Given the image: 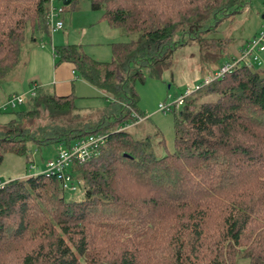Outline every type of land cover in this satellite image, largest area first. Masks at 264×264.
<instances>
[{
  "label": "trees",
  "instance_id": "trees-1",
  "mask_svg": "<svg viewBox=\"0 0 264 264\" xmlns=\"http://www.w3.org/2000/svg\"><path fill=\"white\" fill-rule=\"evenodd\" d=\"M89 2L94 10L104 11L112 29L123 28L136 37L113 43L110 61L100 62L71 44L53 47L54 61L72 63L77 76L111 99L112 112L101 110L87 127L45 125L31 133L11 119L0 137V162L5 152L26 155L30 162L29 141L34 147L52 142L66 146L96 132L106 134L107 141L95 158L69 169L73 179L81 174L87 181L81 201H65L55 174L42 172L0 185V264H141L139 256L143 264H232L240 245L246 246L244 240L253 234L255 242L246 246L245 260L264 264V133L254 131L264 128V120L257 117H264V76L252 70V57L238 59L249 39L226 60H237L230 72L195 90L174 112V152L157 157L150 135L136 138L128 131L142 122L119 130L134 115H143L135 91L136 81H143L142 69L157 75L170 65L177 48L191 40L199 47L203 34L210 32L207 23L215 21L210 26L215 29L243 12L245 1ZM48 8L49 0H0V82L25 63L23 44L30 48L48 35ZM212 40L216 46L223 42ZM31 84L37 87L24 118L37 116L40 105L55 118L82 112L74 106L75 95H56L36 80ZM204 90L219 96L197 102ZM225 153L235 157L229 173L219 161ZM128 183L146 188L148 195L132 196ZM212 201L220 205L219 234L206 232L204 210ZM130 213H137L142 223L125 222ZM13 215L12 221L2 222ZM157 228L162 235L152 236L150 231ZM118 239H129L136 247L104 246Z\"/></svg>",
  "mask_w": 264,
  "mask_h": 264
},
{
  "label": "rangeland",
  "instance_id": "rangeland-1",
  "mask_svg": "<svg viewBox=\"0 0 264 264\" xmlns=\"http://www.w3.org/2000/svg\"><path fill=\"white\" fill-rule=\"evenodd\" d=\"M65 1H70V3L65 4ZM244 1L246 3L245 11L232 18L221 21L215 29L210 27L211 24H217L215 21L213 22L211 20L207 23L211 29L207 34H203L204 38H201L199 41V47H197L195 42H191V40L186 46L177 48V51L173 53L170 59V65L156 72L157 75H152L149 73L148 69H142L143 81H136L135 91L139 95L137 107H139V109H141L140 105L144 107V109L141 110H144L148 119L144 120V122L138 124L136 127L129 128L128 131L136 138L150 135L152 141L151 149H153L157 157H162L175 151L174 112H178L181 108L180 106L176 111L175 107L172 105L171 109L161 111L160 105L164 103L172 104L178 95L184 93L187 89L193 91L207 76L211 75L210 72L213 71L214 73L219 71L220 67L226 63L228 57L233 58L234 55H237V51L244 42L260 34L262 30H264V0ZM51 4L54 8L64 9L62 14H59L55 19V21H61L64 26L62 30H51V32L49 28L48 35L37 38V40L32 43V45H34L30 48H28L29 45L26 43L23 44L21 48V57L22 60L25 58V63L21 62L16 65L7 77L0 82V106H3L4 103L7 102L8 95L11 93L26 97V101L22 103V105H18L13 109L8 108L0 113V137H2L7 130L8 123L11 119L16 120L13 122V125L21 126L31 133L37 130L38 127H44L45 125H47V128L50 125V129L56 124L67 126L74 125L75 127L85 125L87 127L89 126L88 122H94L99 119L102 115L101 112H112L110 111L112 109L110 108L112 106L111 99L108 97L106 98L99 89L94 86L92 87L78 76L75 82L76 90L73 93L75 95L74 106L77 109L80 108L82 112L78 113L76 111L64 117L56 116L55 118L50 117L49 111L46 110L43 105H40L37 107L40 112L37 116L32 117L33 119L29 117L24 118L22 116L23 112L29 110L31 106L29 103L31 99L29 93L33 88L36 89L37 87H34L31 82L36 80V82H39L43 87H52V85H48L50 83L47 82L52 78V66L56 65L53 47L67 44L80 45L83 52L88 54L91 58L100 62H106L110 61L113 56V43L129 42L136 37L135 33L131 34L123 28L112 29L106 18L104 19V11H97L91 8L89 0H51ZM219 38H222L223 42L220 46H216L218 43L213 42L212 39L218 40ZM224 40L227 41V44H224ZM213 45L216 47H213ZM256 57V62H252V70L263 77L264 50L263 52H258ZM212 85L215 87V83ZM222 85H226V83L223 82ZM206 93V90L198 93L196 101L207 99L216 100L219 96V92H215V90ZM192 94L193 93L186 97ZM248 113H250V111H248ZM257 117L260 120H264V117L261 115ZM253 122L256 121L254 120ZM261 130H264V128H258V130L255 129L254 131H258V133L261 134L262 132L264 133V131ZM155 133H159V136L155 135ZM241 137L244 140H250V136L241 135ZM254 142H256V140ZM57 144V142H52L47 145L40 144L34 147L33 142L29 141L28 146L30 147V151L28 154L30 156V162L26 160V155L21 156L13 152L3 153V160L0 162V185L8 183V181L12 179L24 178L45 172L47 168L46 163L54 157ZM234 158V156H230L227 153H225L223 157H219V161L221 160L224 163L221 170L224 169L226 173L231 172L232 168L236 166V163L234 164L233 161ZM217 172L221 174L223 171L217 170ZM82 176L83 175L80 174L77 179H75L80 186L78 190L64 191L62 189L65 201H81L83 199L85 195L83 192L87 181L85 178L83 179ZM147 182H150V180H147ZM128 189L129 192L132 193V196L136 195L138 192V196L148 195L145 192L146 188L142 186L137 187L128 183ZM150 196H152V193H150ZM162 204L164 205V202ZM149 213L144 216L146 220H148ZM219 213L220 205L214 201L211 202L209 209L204 210V214H207L205 218L206 232L219 234V231L222 229V218H220ZM136 215L137 213H130L129 218L126 219L125 222L142 223V221H137L140 216ZM14 218V215L11 218H3L2 222L12 221ZM148 223L149 221L143 222L146 226H148ZM219 226H221V228H218ZM133 231L135 232L137 230ZM150 232L152 236L162 235L160 228ZM244 241L247 247H251L255 242V235L253 234ZM154 244L155 242H151L152 246ZM112 245L115 249H118L120 246L131 249L136 247L131 241L129 242V239L112 240L104 246L107 247ZM240 246L232 264H248V261L245 260V251L247 247L244 245ZM260 256L264 257V254ZM139 258L140 263L143 264L141 256H139ZM226 264H229L228 261Z\"/></svg>",
  "mask_w": 264,
  "mask_h": 264
},
{
  "label": "built area",
  "instance_id": "built-area-1",
  "mask_svg": "<svg viewBox=\"0 0 264 264\" xmlns=\"http://www.w3.org/2000/svg\"><path fill=\"white\" fill-rule=\"evenodd\" d=\"M48 10L49 12L47 21L50 25V32L51 30H62L64 24L59 20L55 21V19L57 16H59V14H62L64 9L54 8L51 4V0H49ZM246 46L247 47L242 50L241 55L238 57V59H243V61H245L249 59V57H252V60L256 61L257 53L263 52L264 50V30H262V32L256 35L255 37L249 39ZM236 62L237 60L234 59L231 62L225 63L223 66L220 67L219 71L214 72L212 76H207L206 79H204L201 84L197 85L193 91L199 89L202 86L207 85V83L211 82L214 78L223 77L225 73L231 71ZM35 90L36 89L33 88L32 91L29 93L30 97H33ZM193 91L187 89L184 93H180L172 104H161L160 110H169L172 108L173 105L177 111V109H179V107L182 106V104L184 103L186 96L193 93ZM25 101L26 97L17 94H12L8 98L7 102L4 103L3 106H0V112L8 109V107L13 109L18 105H22V103H25ZM147 118V115L136 114L130 120L131 122L122 124V126L119 127V130L137 125V123L143 122ZM106 138V134L96 132L94 134H89L80 137L79 139H76L74 142L72 141L69 145L66 146L63 143H59L55 149L56 153L54 157L52 158V160L46 163L47 168L44 173L51 175L55 174L57 179H59V181L61 182V187L64 191L78 190V187H80L79 183L77 180L72 178V174L69 170L70 168H72L71 165L84 163L99 155V149L100 147L105 145L107 141Z\"/></svg>",
  "mask_w": 264,
  "mask_h": 264
},
{
  "label": "crops",
  "instance_id": "crops-1",
  "mask_svg": "<svg viewBox=\"0 0 264 264\" xmlns=\"http://www.w3.org/2000/svg\"><path fill=\"white\" fill-rule=\"evenodd\" d=\"M52 67H53L52 78L49 80L50 82L49 81L47 82V83H50L48 85H52V87L50 88H46L43 86L42 87L48 91L54 92L56 95H59V96L73 94L76 90L75 82L77 81L76 79L78 78V76L74 69L75 67L72 65V63L63 61ZM140 108L144 109V107H142L141 105H140ZM141 111H143V114L146 115L144 110H141Z\"/></svg>",
  "mask_w": 264,
  "mask_h": 264
},
{
  "label": "water",
  "instance_id": "water-1",
  "mask_svg": "<svg viewBox=\"0 0 264 264\" xmlns=\"http://www.w3.org/2000/svg\"><path fill=\"white\" fill-rule=\"evenodd\" d=\"M64 3H65V4H68V1H65Z\"/></svg>",
  "mask_w": 264,
  "mask_h": 264
}]
</instances>
